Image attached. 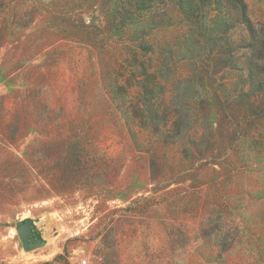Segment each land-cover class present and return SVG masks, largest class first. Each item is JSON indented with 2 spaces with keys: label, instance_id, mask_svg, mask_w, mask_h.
Here are the masks:
<instances>
[{
  "label": "rangeland",
  "instance_id": "374dc122",
  "mask_svg": "<svg viewBox=\"0 0 264 264\" xmlns=\"http://www.w3.org/2000/svg\"><path fill=\"white\" fill-rule=\"evenodd\" d=\"M244 2L0 0V264H264Z\"/></svg>",
  "mask_w": 264,
  "mask_h": 264
},
{
  "label": "trees",
  "instance_id": "16d2710c",
  "mask_svg": "<svg viewBox=\"0 0 264 264\" xmlns=\"http://www.w3.org/2000/svg\"><path fill=\"white\" fill-rule=\"evenodd\" d=\"M209 0H200L202 4H205ZM230 7L238 10H242L245 14L247 5L244 0H227ZM249 28L253 40L248 43L247 47L251 49L249 56H246V63L249 72L246 78V82L249 81V89L245 90L244 87L240 91L236 90L238 96L235 98L237 106L241 112L242 109L257 112L258 102L252 100L253 97H257L256 91L264 92V25L257 29L250 18H247ZM244 96V97H243Z\"/></svg>",
  "mask_w": 264,
  "mask_h": 264
},
{
  "label": "water",
  "instance_id": "95a60500",
  "mask_svg": "<svg viewBox=\"0 0 264 264\" xmlns=\"http://www.w3.org/2000/svg\"><path fill=\"white\" fill-rule=\"evenodd\" d=\"M17 231L26 250L36 248L42 242L41 239L37 238L33 233V223L31 221H25L19 224Z\"/></svg>",
  "mask_w": 264,
  "mask_h": 264
},
{
  "label": "built area",
  "instance_id": "2783aa9c",
  "mask_svg": "<svg viewBox=\"0 0 264 264\" xmlns=\"http://www.w3.org/2000/svg\"><path fill=\"white\" fill-rule=\"evenodd\" d=\"M79 264H83V263L81 262V263H79Z\"/></svg>",
  "mask_w": 264,
  "mask_h": 264
}]
</instances>
